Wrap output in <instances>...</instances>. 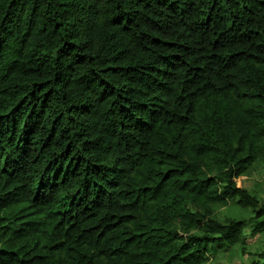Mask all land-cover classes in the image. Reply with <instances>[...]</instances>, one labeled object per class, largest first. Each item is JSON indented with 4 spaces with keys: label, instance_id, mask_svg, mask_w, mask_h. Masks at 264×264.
<instances>
[{
    "label": "trees",
    "instance_id": "1",
    "mask_svg": "<svg viewBox=\"0 0 264 264\" xmlns=\"http://www.w3.org/2000/svg\"><path fill=\"white\" fill-rule=\"evenodd\" d=\"M257 163L264 0H0V264H205Z\"/></svg>",
    "mask_w": 264,
    "mask_h": 264
},
{
    "label": "rangeland",
    "instance_id": "2",
    "mask_svg": "<svg viewBox=\"0 0 264 264\" xmlns=\"http://www.w3.org/2000/svg\"><path fill=\"white\" fill-rule=\"evenodd\" d=\"M237 185L246 190L259 202L264 203V164L257 163L246 175L237 180ZM237 199L229 202L228 207H214L212 216L215 220L224 222L230 211H238ZM239 220L246 222L242 234L245 243L236 247L216 249L213 256H209L205 264H253L257 255L264 250V231L252 234L250 220L252 212L241 211Z\"/></svg>",
    "mask_w": 264,
    "mask_h": 264
}]
</instances>
